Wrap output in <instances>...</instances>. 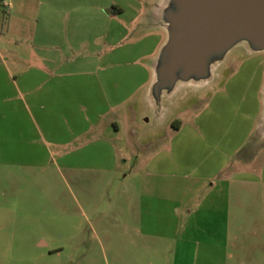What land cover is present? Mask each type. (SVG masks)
I'll return each instance as SVG.
<instances>
[{
  "label": "rangeland",
  "instance_id": "rangeland-1",
  "mask_svg": "<svg viewBox=\"0 0 264 264\" xmlns=\"http://www.w3.org/2000/svg\"><path fill=\"white\" fill-rule=\"evenodd\" d=\"M166 1L0 0V264H264V51L155 98Z\"/></svg>",
  "mask_w": 264,
  "mask_h": 264
},
{
  "label": "water",
  "instance_id": "water-1",
  "mask_svg": "<svg viewBox=\"0 0 264 264\" xmlns=\"http://www.w3.org/2000/svg\"><path fill=\"white\" fill-rule=\"evenodd\" d=\"M166 41L155 65V98L175 83L211 79L237 45L264 51V0H167Z\"/></svg>",
  "mask_w": 264,
  "mask_h": 264
},
{
  "label": "crops",
  "instance_id": "crops-1",
  "mask_svg": "<svg viewBox=\"0 0 264 264\" xmlns=\"http://www.w3.org/2000/svg\"><path fill=\"white\" fill-rule=\"evenodd\" d=\"M114 8V6H112ZM114 11L116 12V15H121L123 12H124V9L122 7H120L119 5L115 6L114 8ZM166 40V37L165 39H163V41L161 43H163L164 41ZM45 44V42H44ZM45 54H44V57L42 58L43 62L45 63V66H44V70L41 71L40 73H53V74H61L63 72V69L65 68V66L63 67V65H61V63L59 61H57L56 57L54 55H51L49 54V52L47 51H43ZM42 52V53H43ZM92 58H89L88 60H86V62L84 63V65H73L70 67H68L69 69H73V70H88V69H93V68H97V60L95 59H92ZM111 67V66H110ZM112 68V67H111ZM107 69V68H106ZM54 84H59V82L57 83H53ZM51 84V86H53ZM59 86V85H57ZM256 90H262V87H260L259 85L255 88ZM228 90H231V88L229 89H226L224 88L222 90V94H219L218 96H226L227 94V91ZM119 128L117 126H114V131L117 132L119 131L118 130ZM222 166H226V163L225 161H221V165H219V167L221 168ZM143 234V232H141ZM146 233V232H145ZM191 246L197 248L198 245L194 243V245L191 243ZM186 245H184L183 249H185ZM184 254V252L182 253ZM188 264V263H187ZM189 264H194L193 260H191V262Z\"/></svg>",
  "mask_w": 264,
  "mask_h": 264
},
{
  "label": "flooded vegetation",
  "instance_id": "flooded-vegetation-1",
  "mask_svg": "<svg viewBox=\"0 0 264 264\" xmlns=\"http://www.w3.org/2000/svg\"><path fill=\"white\" fill-rule=\"evenodd\" d=\"M226 59H227V56L225 57V59H224L223 63L226 61ZM223 63H222V64H223ZM222 64H221V65H222ZM173 125H174V124H173Z\"/></svg>",
  "mask_w": 264,
  "mask_h": 264
}]
</instances>
